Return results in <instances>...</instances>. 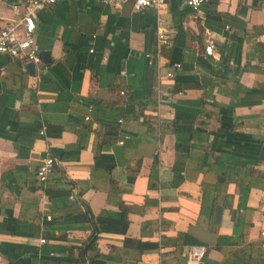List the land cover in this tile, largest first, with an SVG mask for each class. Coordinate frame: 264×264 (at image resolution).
<instances>
[{"label":"crops","instance_id":"crops-1","mask_svg":"<svg viewBox=\"0 0 264 264\" xmlns=\"http://www.w3.org/2000/svg\"><path fill=\"white\" fill-rule=\"evenodd\" d=\"M202 13L61 0L0 55V264H264V0Z\"/></svg>","mask_w":264,"mask_h":264},{"label":"built area","instance_id":"built-area-1","mask_svg":"<svg viewBox=\"0 0 264 264\" xmlns=\"http://www.w3.org/2000/svg\"><path fill=\"white\" fill-rule=\"evenodd\" d=\"M61 0H27L22 4L23 14L18 22L11 21L0 31V55H9L26 63L33 62L40 64L39 49L35 42V33L37 30L36 16L39 12L56 5ZM109 6L120 8L131 3L136 12H142L149 8L163 9L168 0H104ZM185 5L193 10L198 17H203L202 9L206 6L208 0H184ZM14 10H18V5H13ZM167 31L160 29L158 32V44L168 45ZM216 50V44L213 39H209L205 47L207 56H213ZM179 67V66H178ZM125 95L124 92L121 93ZM92 112L90 109L89 113ZM90 120V115L86 118ZM57 161L53 157H46L40 164L37 172L38 181L43 184L54 173ZM74 197H71L73 199ZM50 219V218H48ZM264 236V232H262ZM206 255L204 247L193 248L189 254L191 262L200 263Z\"/></svg>","mask_w":264,"mask_h":264},{"label":"water","instance_id":"water-1","mask_svg":"<svg viewBox=\"0 0 264 264\" xmlns=\"http://www.w3.org/2000/svg\"><path fill=\"white\" fill-rule=\"evenodd\" d=\"M49 55V53L47 52H39V58L41 62H47V56ZM26 69L29 71L30 74L32 75H36L37 73V64L33 63V62H29L27 63Z\"/></svg>","mask_w":264,"mask_h":264},{"label":"trees","instance_id":"trees-1","mask_svg":"<svg viewBox=\"0 0 264 264\" xmlns=\"http://www.w3.org/2000/svg\"><path fill=\"white\" fill-rule=\"evenodd\" d=\"M209 1H211L212 2V0H209ZM97 231H95V234H94V238H93V240L90 242V244H89V247L88 248H93L94 247V245L96 244V241H97Z\"/></svg>","mask_w":264,"mask_h":264}]
</instances>
